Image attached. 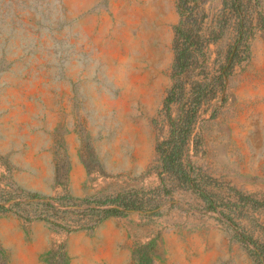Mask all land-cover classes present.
<instances>
[{
  "label": "rangeland",
  "instance_id": "rangeland-1",
  "mask_svg": "<svg viewBox=\"0 0 264 264\" xmlns=\"http://www.w3.org/2000/svg\"><path fill=\"white\" fill-rule=\"evenodd\" d=\"M202 9L207 43L170 109L177 121L197 105L192 187L163 182L157 150L170 134L177 0H0V194L146 201L77 231L96 264H264V0L229 72L237 26L214 27L222 0ZM73 233L0 212L6 264H61Z\"/></svg>",
  "mask_w": 264,
  "mask_h": 264
},
{
  "label": "trees",
  "instance_id": "trees-1",
  "mask_svg": "<svg viewBox=\"0 0 264 264\" xmlns=\"http://www.w3.org/2000/svg\"><path fill=\"white\" fill-rule=\"evenodd\" d=\"M207 0H177V9L180 21L174 28L175 61L173 72L175 85L164 103V108L170 118L169 138L159 143L157 150L162 168V180L172 177L183 185L196 187L190 175L191 164L185 158V149L189 143L192 130V121L196 114L197 105L193 109L183 107L176 121L170 115L171 105L179 102L178 97L184 93L185 87L182 77L192 66L197 55L203 54L207 40L204 36L205 13L202 5ZM223 9L220 15L213 19L215 26L235 25L238 44L230 50L231 59L228 72L233 69L236 62L242 59V48L249 39V30L245 29L248 22V12L252 5H258L259 0H222ZM245 29V30H244ZM238 60V61H237ZM198 104V103H197ZM188 162V163H187ZM170 193V191H168ZM201 195L212 204L210 197L201 191ZM10 197V198H9ZM108 206L94 204L93 201H79L76 198L64 196L55 200L33 194L24 190H17L11 196L0 194V212L15 211L28 222L43 219L54 227L69 232L81 230H95L106 218L113 215H126L134 210H142L146 201L138 195H120L109 201ZM258 257L263 256L262 251ZM1 250V249H0ZM2 252V250H1ZM56 253H54V257ZM66 264L65 254L61 257ZM6 255L2 252L1 264H6Z\"/></svg>",
  "mask_w": 264,
  "mask_h": 264
},
{
  "label": "crops",
  "instance_id": "crops-1",
  "mask_svg": "<svg viewBox=\"0 0 264 264\" xmlns=\"http://www.w3.org/2000/svg\"><path fill=\"white\" fill-rule=\"evenodd\" d=\"M91 245V237L82 232L71 234L65 247L66 264H96L92 259L88 247ZM34 264H48L43 259L36 260Z\"/></svg>",
  "mask_w": 264,
  "mask_h": 264
}]
</instances>
